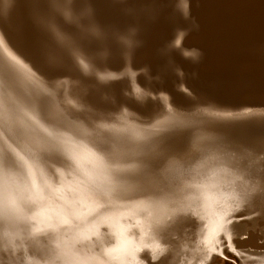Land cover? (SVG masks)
<instances>
[{"label": "rangeland", "instance_id": "rangeland-1", "mask_svg": "<svg viewBox=\"0 0 264 264\" xmlns=\"http://www.w3.org/2000/svg\"><path fill=\"white\" fill-rule=\"evenodd\" d=\"M220 1L0 0V264H256L264 18Z\"/></svg>", "mask_w": 264, "mask_h": 264}, {"label": "bare ground", "instance_id": "bare-ground-1", "mask_svg": "<svg viewBox=\"0 0 264 264\" xmlns=\"http://www.w3.org/2000/svg\"><path fill=\"white\" fill-rule=\"evenodd\" d=\"M215 1V0H214ZM222 1V0H221ZM220 1V2H221ZM230 1V0H229ZM228 1V2H229ZM263 2V4H262V2ZM261 1H259V0H233L232 2H231V5L229 6V3H227L228 4V10L230 11L229 13H228V16L230 17V19L232 20L231 22H229V23H233V25H232V28L234 29V31L235 30H239L240 28H244V29H248V31H250L252 28L254 29V27H256V26H258L259 25V23L263 20L262 18H264V1L263 0H261ZM211 3H212V1H210ZM217 2V1H216ZM219 2V3H220ZM224 2L226 3V0H224ZM244 4H243V3ZM192 4V3H191ZM193 5V4H192ZM207 5H210V4H207ZM217 5V4H216ZM220 5V4H219ZM219 5H217V6H219ZM221 5H222V3H221ZM205 6V5H204ZM225 6H227L226 4H225ZM192 7V6H191ZM190 7V8H191ZM220 7V6H219ZM189 8V7H188ZM189 8V9H190ZM211 8V7H210ZM218 8V7H217ZM208 9V8H207ZM223 9V8H222ZM225 9V8H224ZM223 9V10H224ZM216 10V9H215ZM227 10V11H228ZM204 11H205V9H204ZM210 11H213L212 9L210 10ZM209 11V12H210ZM226 11V12H227ZM153 12V11H152ZM206 12H208V11H206ZM158 13H159V11H157V12H155V13H150V15H149V13H147L148 15H149V17L150 18H153L154 20H155V18H157L158 17ZM216 14V13H215ZM219 14V13H218ZM207 16V15H206ZM206 16L204 15V18L206 19V22H207V25H209L210 24V29H211V31L213 32V35L215 34V29L216 28H214L213 27V24L212 23H214L215 21L211 18V17H207L206 18ZM220 16V15H219ZM169 17H170V19H171V21L173 22V20L172 19H175V17L174 16H170L169 15ZM202 17V16H201ZM150 18H145V19H150ZM222 18V17H221ZM221 20V19H220ZM224 21H225V19H224ZM224 21H223V23H224ZM228 21V20H227ZM230 21V20H229ZM204 22V21H203ZM218 23V22H217ZM264 23V22H263ZM260 24H262V23H260ZM206 25V26H207ZM219 25V24H218ZM224 25H226V24H224ZM228 25V24H227ZM230 26H231V24H229ZM148 26H150V25H148ZM202 26V25H201ZM234 26V27H233ZM217 27V26H216ZM228 27V26H227ZM261 27V26H260ZM205 28H207V27H205ZM214 28V29H213ZM230 28V27H229ZM257 28V27H256ZM213 29V30H212ZM223 29V28H222ZM262 28H260V30H261ZM202 30V29H201ZM256 30V29H255ZM210 30H209V32H207L208 33V35H209V33L211 32ZM217 31H219V30H217ZM216 31V32H217ZM224 31V30H223ZM233 31V30H232ZM247 31V32H248ZM200 32V31H199ZM230 32V31H229ZM241 32V31H240ZM246 32V31H245ZM257 32V31H256ZM145 33L146 32H144L143 31V34H144V36H145ZM204 33V32H203ZM206 33V34H207ZM225 33V32H224ZM227 33H228V31H227ZM255 33V32H254ZM206 34H204V35H202V36H200L199 38L198 37H194L193 38V40L195 41V43L197 44H199V46H201L202 47V50L199 52V58H201L202 59V62H204V60H205V58H206V56H208V52H209V50L207 49V44L208 43H210L212 40H211V37L210 36H212V35H210L209 37L206 35ZM210 34H212V33H210ZM240 34V33H239ZM247 34V33H246ZM264 34V33H263ZM234 35V34H233ZM243 35V34H242ZM255 35H256V33H255ZM258 35V34H257ZM193 36V35H192ZM229 36V35H228ZM237 36V35H236ZM264 36V35H263ZM232 37V36H231ZM240 37V36H239ZM146 38H147V41L149 40V32H148V35L146 34ZM214 38V37H213ZM232 38H234V37H232ZM252 38V37H251ZM254 38V37H253ZM256 38V37H255ZM262 38V37H261ZM189 39V38H188ZM191 39V38H190ZM189 39V40H190ZM238 39V38H237ZM260 39V38H259ZM258 39V40H259ZM189 40H188V42H189ZM240 40H242V39H240ZM245 40H247V39H245ZM191 41V40H190ZM200 41H202V42H200ZM222 41V40H221ZM237 41V40H236ZM243 41H244V39H243ZM260 41V40H259ZM262 41V40H261ZM192 42V41H191ZM224 42V41H223ZM227 42V41H226ZM238 42V41H237ZM253 42V41H252ZM187 43V42H186ZM201 43V44H200ZM218 43V42H217ZM232 43V42H231ZM234 43V42H233ZM247 43H249V42H247ZM256 43H258V42H256ZM261 43V42H260ZM62 44V43H61ZM189 44V43H188ZM239 44V43H238ZM242 44V43H241ZM253 44V43H252ZM206 45V46H205ZM215 45H216V43H215ZM193 46V45H192ZM220 46V45H219ZM242 47H243V45H241ZM234 47V46H233ZM213 48V47H212ZM227 48V47H226ZM236 48V47H235ZM61 49V48H60ZM215 49V48H214ZM62 50V49H61ZM230 50V49H229ZM239 50V49H238ZM71 52V51H70ZM219 52H220V50H219ZM65 55V54H64ZM213 55V54H212ZM219 56V55H218ZM231 56H232V54H231ZM76 57V56H75ZM241 57V56H240ZM216 58V57H215ZM231 58V57H230ZM65 60V59H64ZM214 60V58L212 57V60H210V62H208V64H206L205 66H208V65H210L211 64V61H213ZM217 60V59H216ZM223 61V60H222ZM264 61V60H263ZM231 62V61H230ZM238 62V61H237ZM249 62V61H248ZM225 65V64H224ZM228 65V64H227ZM244 65V64H243ZM249 65V64H248ZM202 67V66H201ZM218 67V66H217ZM221 67V66H220ZM241 67V66H240ZM239 68V67H238ZM238 68H236V69H238ZM258 68V67H257ZM222 70V69H221ZM235 70V69H234ZM215 71V70H214ZM259 71V70H258ZM211 72V71H210ZM235 72V71H234ZM234 74V73H233ZM248 74V73H247ZM261 74H263V73H261ZM79 75V74H78ZM230 76V75H229ZM232 76V75H231ZM237 76V75H236ZM257 76V75H256ZM223 77V76H222ZM206 78V77H205ZM232 81V80H231ZM257 81V80H256ZM255 81V82H256ZM225 86V85H224ZM81 87V86H80ZM99 88H101V87H99ZM222 88V87H221ZM90 89V88H89ZM215 91V90H214ZM226 93V92H225ZM263 96H264V94H262ZM20 133V132H19ZM10 147H12V146H10ZM17 147V146H16ZM13 148V147H12ZM15 148V147H14ZM14 148H13V150H14ZM261 246V245H260ZM263 247V246H262ZM222 260H220L221 262H219L218 264H223V257L221 258ZM216 263V262H215Z\"/></svg>", "mask_w": 264, "mask_h": 264}, {"label": "snow or ice", "instance_id": "snow-or-ice-1", "mask_svg": "<svg viewBox=\"0 0 264 264\" xmlns=\"http://www.w3.org/2000/svg\"><path fill=\"white\" fill-rule=\"evenodd\" d=\"M89 31L92 32V33H95L97 36H103L105 34V33L100 31V29L98 27V24H97V21H95L94 19L90 20V29H89ZM5 163H8L7 159H5ZM254 215H256V214L254 213ZM252 218H253L252 216L247 215L242 210L241 213L235 215L234 218L231 221H229V223L232 224V225H238L242 221L251 220ZM237 238L238 239H246L247 237H239L238 236ZM258 243H259V241H258ZM251 258L256 261V264H264V253H262L259 257L253 256Z\"/></svg>", "mask_w": 264, "mask_h": 264}]
</instances>
